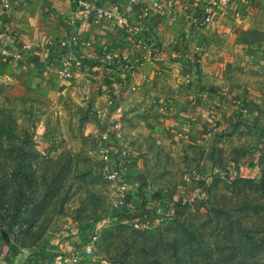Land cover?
<instances>
[{"label": "rangeland", "instance_id": "374dc122", "mask_svg": "<svg viewBox=\"0 0 264 264\" xmlns=\"http://www.w3.org/2000/svg\"><path fill=\"white\" fill-rule=\"evenodd\" d=\"M239 16L183 40L157 130H128L142 115L126 104L146 103L129 82L95 111L91 83L74 79L94 69L75 65L79 45L60 42V64L38 74L24 65L40 57L0 51V264H264V0ZM105 134L129 150L142 203L164 212L149 228L117 217Z\"/></svg>", "mask_w": 264, "mask_h": 264}, {"label": "crops", "instance_id": "0c3cea01", "mask_svg": "<svg viewBox=\"0 0 264 264\" xmlns=\"http://www.w3.org/2000/svg\"><path fill=\"white\" fill-rule=\"evenodd\" d=\"M172 1V9L162 12L167 9L165 0H97L98 7L106 10H112L119 3L123 4L119 16L125 14L127 21L120 23L118 15L98 20L96 8L90 10L87 16H83L78 10L77 0H10L9 10L3 9L0 0V51L2 46L6 45L20 48L24 42L31 44L33 50L39 51V54L34 52L29 54L28 58L40 57L41 60L38 65L27 63L24 69L38 74L37 71L42 72L48 68V64L50 67L55 63L60 64V42L68 41L70 34H77L80 40V54L94 61L102 52L112 56L113 69H93L86 74L73 71L74 79L79 77L77 81H80L87 78L88 83H91L92 92L87 96L88 101L92 100L96 105L95 111H108L112 107L109 104L111 90L117 92L121 88L120 92L123 93L119 84L129 82L130 87H134L132 91H136L133 95L145 97L146 103L140 107L134 106L133 103L126 104L131 110L130 114L137 112V115L142 117L135 120L134 126H128L124 122L121 124L126 129L128 126L131 133L138 130H157L164 125L163 114L158 110L159 104L165 97L173 96L183 40L188 37L191 44L189 37L194 35L201 36L204 41V34L211 28L210 23L214 22L216 25L225 18L239 19L240 12H248L258 2L233 0L225 7H219L215 12V19L204 29L207 24L202 26L199 16L204 10L203 3L208 0ZM157 4L161 5L157 15L144 14V8ZM237 10L239 13H236ZM212 29L217 30L218 25ZM156 45L159 47L158 54L154 53ZM153 54L156 61L152 60ZM49 71L46 69L43 73L52 76ZM128 120L134 122L133 118L128 117ZM132 193L133 204L141 206L142 194L136 188H132Z\"/></svg>", "mask_w": 264, "mask_h": 264}, {"label": "built area", "instance_id": "2783aa9c", "mask_svg": "<svg viewBox=\"0 0 264 264\" xmlns=\"http://www.w3.org/2000/svg\"><path fill=\"white\" fill-rule=\"evenodd\" d=\"M165 4L167 9H163V11H170L173 7L172 0H165ZM2 7L5 10H9L11 7L10 0H1ZM232 3V0H208L206 3H203L204 10L202 14L199 16L200 24H208L215 19V12L219 9V7H225L227 4ZM78 6L79 12L83 16H87L89 11L93 8H96V17L98 20H102L104 18H112L115 15H120L123 9V4L119 3L112 10H106L98 7L97 0H77L76 2ZM161 5L157 4L153 7L144 8V14L147 16L157 15L159 13L158 8ZM236 13H239L237 10ZM125 14L119 16V22L125 23L126 16ZM144 27V26H143ZM135 28V27H134ZM63 47L65 48V52L72 53L76 50V46L80 44L79 37L76 34H72L69 41H64ZM86 44V43H85ZM30 44L27 42L22 43L20 48H14L12 46H2L1 53L4 55V58L9 61H22L27 55H29ZM69 48L71 51L69 52ZM74 49V50H73ZM77 51V50H76ZM79 52V51H77ZM154 53H159L158 45L154 48ZM111 55L107 52H102L94 61L92 58L86 57L84 54H78L76 56L75 65L77 67L82 66H90L94 69L103 68L105 70H110L114 68V65L111 63ZM153 59H156L154 54L152 55ZM125 66H128L125 64ZM65 75L70 77L72 75V71L69 68L64 69ZM99 115L103 114L102 110H98ZM111 128L117 132L120 130V124L117 121H112ZM100 156L102 161L104 162L106 176L109 180L117 183L118 193L114 200V207L117 213V217L121 218L125 222H129L135 228H149L151 223L163 215V211L154 208L150 205V203L143 202L141 206H135L133 204V193L132 188H136L140 194L145 195L148 194V186L144 184L141 179H133L130 181L128 179V172L131 168L127 166V163L130 162L129 159V150L120 149L119 143L114 141L112 138L109 139V134H105L103 136V145L100 148ZM204 195V192H196V197H201ZM171 213L176 212V208L171 207L169 210ZM94 238V237H93ZM87 251L90 252L91 248L88 247Z\"/></svg>", "mask_w": 264, "mask_h": 264}]
</instances>
